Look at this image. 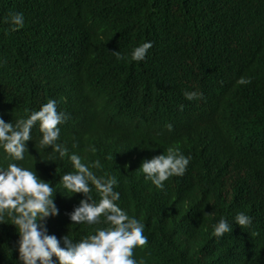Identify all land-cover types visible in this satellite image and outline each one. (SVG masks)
<instances>
[{"label":"trees","instance_id":"16d2710c","mask_svg":"<svg viewBox=\"0 0 264 264\" xmlns=\"http://www.w3.org/2000/svg\"><path fill=\"white\" fill-rule=\"evenodd\" d=\"M13 12L25 18L17 31L3 22ZM146 41V59L132 61ZM185 91L203 98L188 101ZM49 99L69 115L60 142L99 159L97 175L115 174L118 203L145 224L137 259L264 264V0H0V117L27 118ZM40 135L34 127L18 163L59 190L49 234L79 239L95 226L71 224L66 213L81 195L59 188L71 163L50 161ZM168 147L191 160L158 190L138 168ZM9 162L0 150V165ZM238 213L252 224H235ZM221 217L232 232L217 238ZM10 223H0V264H18Z\"/></svg>","mask_w":264,"mask_h":264},{"label":"clouds","instance_id":"9594fccd","mask_svg":"<svg viewBox=\"0 0 264 264\" xmlns=\"http://www.w3.org/2000/svg\"><path fill=\"white\" fill-rule=\"evenodd\" d=\"M3 22L10 24V31H17L23 28L25 18L23 13L13 12ZM151 48V41L136 46L131 52V60L144 61ZM113 54L117 60L123 58L119 51ZM250 82L243 77L237 81L239 84ZM184 97L192 101L202 99L203 94L185 91ZM180 107L182 109L183 105ZM68 119L66 112L58 111L54 99L31 111L27 118L6 122L0 117V150L4 159L10 161L6 167L0 165V223L7 218L18 233V264H145L143 258L134 256L135 249L148 244L145 224L129 215L118 203L120 192L116 188L119 181L115 174L97 175L93 169L103 168L99 159L86 162V158L70 153L60 142V125ZM37 126L41 133L40 147L51 149L49 160L67 157L71 163L73 171L65 172L59 178V188L66 196L80 194L81 199L71 212L66 213L68 219L74 225L95 226L92 232L79 239L69 235L58 239L49 234L46 220L59 214L53 198L59 190L50 181L41 179L32 166L18 163L25 161L26 153H29L27 142L32 141V130ZM166 128L169 132L173 130L170 123ZM87 150L96 152L94 146ZM190 160V156L168 147L161 154L143 160L138 169L145 181L163 190L171 177L185 174ZM233 222L247 228L252 224V218L238 213ZM233 222L221 217L212 225V234L219 238L232 232Z\"/></svg>","mask_w":264,"mask_h":264}]
</instances>
